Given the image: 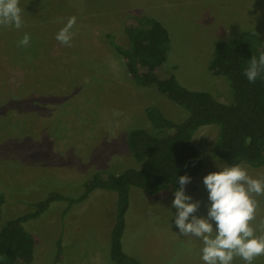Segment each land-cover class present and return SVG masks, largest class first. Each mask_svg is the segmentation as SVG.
<instances>
[{
    "label": "rangeland",
    "instance_id": "rangeland-1",
    "mask_svg": "<svg viewBox=\"0 0 264 264\" xmlns=\"http://www.w3.org/2000/svg\"><path fill=\"white\" fill-rule=\"evenodd\" d=\"M20 6L26 26L0 27V180L10 198L0 228L33 211L31 203L51 191L77 197L82 183L98 173L120 175L143 167L128 137L137 128L155 134L147 115L150 106L175 120L185 116L155 87L135 81L126 58L109 43V34L127 45V24L137 16L158 18L172 40L167 68L186 87L214 92L226 102L232 99L231 87L225 77L212 74L214 55L226 48L227 40L248 30L256 31L264 44V0H20ZM73 16L77 23L68 47L55 37ZM25 33L31 44L19 47ZM158 131V136L167 135V129ZM217 135V128L209 125L195 135L203 169L185 191L202 201L199 216H207L210 203L204 176L220 171L221 165L231 166L212 155ZM240 164L254 178L264 179V165ZM175 190L150 195L131 189L123 243L143 264H204L202 242L181 234L174 223ZM113 198V193L98 190L65 218L66 204L58 201L28 221L26 227L35 236L31 264H116L111 258ZM257 199L258 226L264 221V196ZM60 239L63 250L57 259ZM234 264L244 261L237 258ZM254 264H264V256Z\"/></svg>",
    "mask_w": 264,
    "mask_h": 264
},
{
    "label": "trees",
    "instance_id": "trees-1",
    "mask_svg": "<svg viewBox=\"0 0 264 264\" xmlns=\"http://www.w3.org/2000/svg\"><path fill=\"white\" fill-rule=\"evenodd\" d=\"M127 45L108 35L109 43L128 61L135 81L155 87L185 113L180 120L165 116L160 108L150 106L147 115L157 131L133 129L128 137L129 148L143 167H131L120 175L112 172L96 174L82 183L80 195L71 196L59 191L49 192L43 199L31 203V212L4 222L0 228V264H31L35 257V236L26 223L38 219L50 206L63 201L65 218L77 203L86 202L98 190L113 193L111 227V258L116 264H143L129 254L123 243L127 228V213L131 205V189L139 188L150 195L164 189L178 188V177L189 175L193 180L203 162L195 135L203 126H214L218 135L212 145V155L231 165L248 162L264 165V72L255 83L244 75L251 58L264 53L262 37L254 30L225 42L226 48L216 53L210 70L215 77H225L231 87L232 99L220 100L214 92L192 90L167 68L171 36L162 21L153 16H137L125 27ZM124 33V34H125ZM167 129L166 136H158ZM168 132V133H167ZM157 134V135H156ZM246 140H250L246 143ZM189 184L186 185V187ZM185 187V188H186ZM10 204L9 191L0 180V220ZM60 259L62 239L58 241Z\"/></svg>",
    "mask_w": 264,
    "mask_h": 264
},
{
    "label": "clouds",
    "instance_id": "clouds-1",
    "mask_svg": "<svg viewBox=\"0 0 264 264\" xmlns=\"http://www.w3.org/2000/svg\"><path fill=\"white\" fill-rule=\"evenodd\" d=\"M76 23L77 18L73 16L58 31L55 38L60 44L72 46ZM25 26L20 0H0V27L19 30ZM31 39V35L25 33L18 46L29 47ZM262 72L264 53L258 59L251 58L244 75L255 83ZM191 179L187 174L178 177L179 187L172 200V207L177 209L174 223L181 234L202 242L204 264H234L237 258L244 264H254L264 256V221L258 226L255 223L260 208L257 197L264 196V179L254 178L244 164H224L220 171L208 173L203 178L210 202L207 216L197 215L202 201L186 194L185 187Z\"/></svg>",
    "mask_w": 264,
    "mask_h": 264
}]
</instances>
